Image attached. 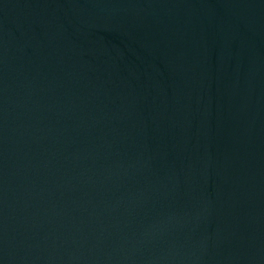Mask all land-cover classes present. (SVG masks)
<instances>
[{
	"label": "water",
	"instance_id": "95a60500",
	"mask_svg": "<svg viewBox=\"0 0 264 264\" xmlns=\"http://www.w3.org/2000/svg\"><path fill=\"white\" fill-rule=\"evenodd\" d=\"M0 264H264V0H0Z\"/></svg>",
	"mask_w": 264,
	"mask_h": 264
}]
</instances>
